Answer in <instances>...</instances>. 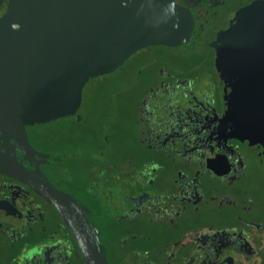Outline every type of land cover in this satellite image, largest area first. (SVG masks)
<instances>
[{"label": "flooded vegetation", "instance_id": "flooded-vegetation-1", "mask_svg": "<svg viewBox=\"0 0 264 264\" xmlns=\"http://www.w3.org/2000/svg\"><path fill=\"white\" fill-rule=\"evenodd\" d=\"M173 1L194 19L191 43L157 46L173 57L133 68L142 79L132 87L136 156L114 162V139L107 132L99 141L81 112L84 98L78 116L28 128L35 152L24 160L19 147L17 156L34 179L43 182V174L89 209L110 264H264V161L228 117L240 105L218 72L214 47L242 14L257 34L253 57L264 61V0ZM7 3L0 0V17ZM111 118L103 124L110 131ZM71 120L76 134L51 133ZM0 264H86L59 210L30 182L4 173Z\"/></svg>", "mask_w": 264, "mask_h": 264}, {"label": "water", "instance_id": "water-1", "mask_svg": "<svg viewBox=\"0 0 264 264\" xmlns=\"http://www.w3.org/2000/svg\"><path fill=\"white\" fill-rule=\"evenodd\" d=\"M239 16L214 42L216 65L240 105H232L228 117L264 161V61L253 57L254 26ZM194 25L173 0H8L0 17V173L30 182L59 210L86 264H110L89 209L43 174V182L34 179L17 148H24L26 160L35 152L28 128L78 116L87 84L143 49L188 47Z\"/></svg>", "mask_w": 264, "mask_h": 264}, {"label": "rangeland", "instance_id": "rangeland-1", "mask_svg": "<svg viewBox=\"0 0 264 264\" xmlns=\"http://www.w3.org/2000/svg\"><path fill=\"white\" fill-rule=\"evenodd\" d=\"M163 49L162 47H150L141 60H136L134 63H126L113 74L94 80L85 88V101L81 112L86 117H90V123L94 125V129H99V141L107 132L114 139V162H125L124 160L129 154H132L133 157L140 152L135 147L132 138L133 133L137 129L136 114L134 115L132 110L135 103L132 87L139 85L142 79L139 76H132L133 68L135 69V66L142 62L147 66L151 65L153 56L167 60L173 57L174 54L171 50L166 49V51ZM120 109L121 112L119 111ZM106 114L107 116L109 114V118L112 117L110 123L115 125L111 128V131L103 125L107 122ZM76 130L75 120L66 121L59 126L51 127V133H59L62 138H66L70 133L76 134ZM132 166L136 167L135 162H133Z\"/></svg>", "mask_w": 264, "mask_h": 264}, {"label": "trees", "instance_id": "trees-1", "mask_svg": "<svg viewBox=\"0 0 264 264\" xmlns=\"http://www.w3.org/2000/svg\"><path fill=\"white\" fill-rule=\"evenodd\" d=\"M119 111L121 112V109ZM106 116H107V114H106Z\"/></svg>", "mask_w": 264, "mask_h": 264}]
</instances>
